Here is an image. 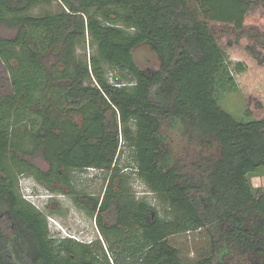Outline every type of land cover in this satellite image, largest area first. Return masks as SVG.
I'll list each match as a JSON object with an SVG mask.
<instances>
[{
  "label": "trees",
  "instance_id": "obj_1",
  "mask_svg": "<svg viewBox=\"0 0 264 264\" xmlns=\"http://www.w3.org/2000/svg\"><path fill=\"white\" fill-rule=\"evenodd\" d=\"M52 1L0 0V25L18 30L13 39L0 34V214L7 213L0 264L103 262L90 243L54 237L47 215L21 194L19 177L35 172L39 155L51 171L114 166L92 210L135 225L134 247L125 244L115 264H182L170 237L199 230L207 246L198 264L241 256L264 264V191L250 181L264 167V0H61L60 12L25 14ZM216 27L231 35L222 38ZM86 35L96 52L76 62ZM141 44L159 55L158 68L136 63ZM109 71L119 76L111 81ZM239 90L248 119L219 103ZM178 124L213 138L219 156L194 171L177 168L163 128ZM125 152L133 162L122 168ZM129 168L164 215L130 192Z\"/></svg>",
  "mask_w": 264,
  "mask_h": 264
},
{
  "label": "rangeland",
  "instance_id": "obj_2",
  "mask_svg": "<svg viewBox=\"0 0 264 264\" xmlns=\"http://www.w3.org/2000/svg\"><path fill=\"white\" fill-rule=\"evenodd\" d=\"M61 0H53L52 2H40L35 4L25 14L39 16L46 13H57L63 8ZM216 32L222 35V38L231 35V30L224 27H216ZM257 32V31H255ZM18 30L10 29L0 25V34L6 38L13 39L16 37ZM260 39L264 41V33H258ZM76 62L84 63L89 56L96 52L90 46L89 37L81 36L75 46ZM237 53V52H236ZM236 53H232L234 58L238 57ZM134 58L141 69H156L161 64L159 55L148 44L137 46L134 51ZM111 81L115 80V76L119 73L107 72ZM90 82L89 80L86 83ZM220 105L232 113L236 118L248 119V104L243 95L242 90L234 92H224L219 100ZM163 134L166 137V147L171 153L174 163L183 172L194 171L193 167L207 166L208 161L216 159L220 153V145L213 138L200 139L194 132H190L178 125H165ZM132 153L125 152L121 155L120 165L125 168L128 162H133ZM33 164L37 168L47 169L48 163L42 156H36ZM198 165V166H197ZM129 178L132 190L152 205L158 208L161 215L165 214V209L158 201L157 197L149 191L146 185L131 171ZM33 172H27L19 177L20 192L26 198L34 201L39 205V209L46 215H49L48 222L51 233L54 235L65 236L67 233L76 234L85 240H96L101 238L99 230L95 224V216L91 217L75 206L70 197L63 190L54 191L45 188L43 184L33 177ZM76 186L84 193H91L101 197L105 185L107 174L97 169L88 170V172L75 173ZM254 187H258L264 191V167H260L250 178ZM54 194L55 196L53 197ZM3 224V222H1ZM172 244L180 249L182 264H198V260L207 246V237L205 230L194 231L191 233L176 234L170 237ZM227 264H248L249 260L237 257L233 260H227ZM225 263V264H226Z\"/></svg>",
  "mask_w": 264,
  "mask_h": 264
},
{
  "label": "flooded vegetation",
  "instance_id": "obj_3",
  "mask_svg": "<svg viewBox=\"0 0 264 264\" xmlns=\"http://www.w3.org/2000/svg\"><path fill=\"white\" fill-rule=\"evenodd\" d=\"M165 142H166V140H165ZM48 166L49 167L47 169H42L41 167L37 168V169L35 168V172L32 174L33 177L36 178V180L38 182L43 184L45 186V188H47V189L50 188L51 190H54V191L63 190L64 193L70 197V199L72 200V202L75 204V206L77 208H79L80 210H83V212L85 214L90 215L91 217L95 216V224L99 230L101 238H96V240H98V241H95L93 239L88 241V240H85L83 238H80L76 234H71V233H67L65 236L56 235V234H54L53 236L59 237V238H73L74 240H71V242L69 244L74 243V244H76V246H82L81 244L86 245L87 243H90V245L95 247L97 252L99 253V255L103 261L102 264H115V259L118 257L119 251H122L121 255H126L127 251L125 249L127 248V246H129L130 250L134 247V239L136 236L135 225L125 227V226L119 224L118 215L116 216L113 211H112V213L110 211L99 212L100 208L97 209L96 211L92 210L94 200H96L99 197H97V195H95V194L84 193L75 185L76 184L75 173L83 172V171L88 172L89 169H71V170H69L68 168L61 167L58 169V171H55V170L51 171V166L49 163H48ZM97 170L107 174L106 185H105V188H104V191H103L101 197L99 198L100 201H102L104 193H105V189L110 182L111 174L114 173V166H113L112 170H110V171H108L104 168H99ZM123 171L125 172L126 170L123 169ZM50 172L52 175L48 174ZM125 173L129 174V172H125ZM68 177H69V179H68ZM128 179H129V183H128L129 188L128 189L130 190V192L134 193L137 198H144L146 200L145 197H141L140 194H138V193H142V192H136V191L132 190L129 176H128ZM114 184H115V186H114L115 189H119L121 186L119 179H115ZM126 188H127V185H126ZM52 195H53V197L55 196L54 194H52ZM33 203L36 205V207L38 209L40 208L39 205L36 204L34 201H33ZM99 213L103 217V219H102L103 223L102 224L104 226L105 231H103V229L100 228L98 225L97 217H98ZM47 218H49V215H47ZM1 222H3V224ZM6 223H7V213L3 212L0 214V225L1 224L4 225ZM12 227L14 228V225H12ZM48 227H49V222H48ZM124 234L127 237H129V243H126L123 240L120 241V239H124V236H125ZM52 243L53 242H51V244ZM57 243H59V241H57ZM55 244H56V242H55ZM125 244L127 246H125ZM130 250H128V254L130 253ZM61 252L64 255L67 254L66 250H62ZM106 258H109L110 262L105 261V260H107Z\"/></svg>",
  "mask_w": 264,
  "mask_h": 264
},
{
  "label": "built area",
  "instance_id": "obj_4",
  "mask_svg": "<svg viewBox=\"0 0 264 264\" xmlns=\"http://www.w3.org/2000/svg\"><path fill=\"white\" fill-rule=\"evenodd\" d=\"M89 170H92V169H94V168H88Z\"/></svg>",
  "mask_w": 264,
  "mask_h": 264
},
{
  "label": "clouds",
  "instance_id": "obj_5",
  "mask_svg": "<svg viewBox=\"0 0 264 264\" xmlns=\"http://www.w3.org/2000/svg\"><path fill=\"white\" fill-rule=\"evenodd\" d=\"M24 197H26L25 195H24ZM26 199H29V198H26ZM30 200V199H29ZM32 201V200H31Z\"/></svg>",
  "mask_w": 264,
  "mask_h": 264
}]
</instances>
